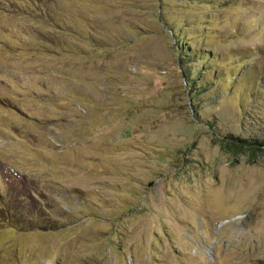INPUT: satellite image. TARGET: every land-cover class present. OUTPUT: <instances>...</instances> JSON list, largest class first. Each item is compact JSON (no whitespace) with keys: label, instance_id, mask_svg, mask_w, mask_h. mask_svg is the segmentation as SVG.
I'll list each match as a JSON object with an SVG mask.
<instances>
[{"label":"rangeland","instance_id":"rangeland-1","mask_svg":"<svg viewBox=\"0 0 264 264\" xmlns=\"http://www.w3.org/2000/svg\"><path fill=\"white\" fill-rule=\"evenodd\" d=\"M0 172V264H264V0H0Z\"/></svg>","mask_w":264,"mask_h":264},{"label":"trees","instance_id":"trees-1","mask_svg":"<svg viewBox=\"0 0 264 264\" xmlns=\"http://www.w3.org/2000/svg\"><path fill=\"white\" fill-rule=\"evenodd\" d=\"M172 27V26H171ZM181 36V35H180ZM185 45V44H184ZM183 47V46H182ZM180 49V48H179ZM180 51V50H179ZM180 53H181V51H180ZM180 56H182V55H180ZM228 135H230V136H236V135H234L233 133H231V132H229L228 133ZM244 138V137H243ZM1 173V172H0ZM0 175H2V174H0ZM9 188V191H8V194L7 193H3V192H0V200H1V202L3 203V209H0V211H3V212H5V213H7V214H11V213H13V211L15 210V206H16V203L15 202H13V203H10L13 199H15V197L17 196H20V195H22V193H24L25 191H20V192H17V188H14V187H8ZM29 191H31L32 192V190L31 189H28ZM28 190H26V193L28 192ZM6 196V197H5ZM28 196V195H27ZM11 201H10V200ZM19 205H17V207H18ZM32 223H34V224H32ZM31 223V227L32 228H37V227H39L38 225H39V223H36V222H32Z\"/></svg>","mask_w":264,"mask_h":264}]
</instances>
